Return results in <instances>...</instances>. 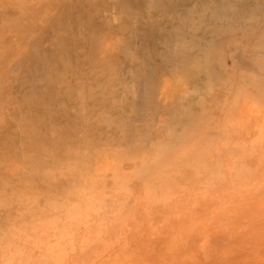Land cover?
Listing matches in <instances>:
<instances>
[{"label": "bare ground", "instance_id": "bare-ground-1", "mask_svg": "<svg viewBox=\"0 0 264 264\" xmlns=\"http://www.w3.org/2000/svg\"><path fill=\"white\" fill-rule=\"evenodd\" d=\"M256 114L264 0H0V264H205L246 239L205 230L261 183Z\"/></svg>", "mask_w": 264, "mask_h": 264}, {"label": "rangeland", "instance_id": "rangeland-1", "mask_svg": "<svg viewBox=\"0 0 264 264\" xmlns=\"http://www.w3.org/2000/svg\"><path fill=\"white\" fill-rule=\"evenodd\" d=\"M178 89H180V87H178ZM168 98H170V96H169ZM255 112H256V111H255ZM255 116L258 117L259 120H260V118H262V117L264 118L263 115H262V116H260V115L257 116V114H256ZM259 120H258L257 122H259ZM259 125H260V124H259ZM259 125H255V127H254V129H253V130H254V138H255V137L258 138V135H257V134H259V133L261 134V131H259V130L257 129L258 127H256V126H259ZM260 128H261V127H260ZM258 131H259V132H258ZM260 134H259V136H260ZM254 140H256V138H255ZM257 140H258V139H257ZM262 168H264V167H262ZM262 168H261L260 171H261V173L264 175V172H263V169H262ZM259 173H260V172H259ZM259 173H258L257 176L259 177L258 180L261 181V183H260L261 186H260V185H254L253 190H252V189L250 190L249 186H251V188H252V186H253V184H252V182H253V178H252L251 181L248 179L250 182H248V180H247V182H246V180H241V182H240V180H239L240 184L242 183V181H245V182L241 185V186H242V187H241V189H242L241 192L243 191V188H244V189H245V188H249V189H245V190H244V193H243V192H242V193H240V192L238 193V195L240 194L241 196H242V195L245 196V191L248 190V191H247V194H246V197H245V199L247 200V199L252 198V196H253L252 194H254V191H255L256 189H258V186H260V188H259L257 191H255V192L259 193V195H260V193H261V195L259 196V200H258V198H256V197H257V195H255L256 193H255L254 196H253V197H255L256 199H255V198H252L253 200L255 199V201H256V202H254V203H253V201L251 202L250 200H247V201H246V200L244 199L243 196H242L243 198H240V199H243V202H241L242 200L238 199L240 195L238 196L237 199H234V197H237V194L233 195V196H234V197H233V200H232V198H230V200H228V199H229V196H230V197H232V196H231V195H228L227 193H229V191H231V193H229V194H232V192H233V194H234L235 191H236V190L239 191L240 188L237 189V188H233V187H232L233 190L224 189V191H223L222 193H224V195H225V194L228 195V196L226 195V197L224 196L225 199H226V201H227L228 203L225 202V199H224L223 196L221 195V207H222V208L220 207L221 210H220V213H219V216H218L219 221H217V222L215 221V222L209 224L210 226L208 225V226L206 227V230H205V231H206L205 234H207V231H208L209 233H213V235H215L216 233H218V234L220 235V230L223 229L221 232H224L223 234L225 235L224 238H226V240H227V237H230V236L235 235L236 232H237V233H241L242 231L246 230L245 233H247V234H245L244 232L242 233L243 235L240 234V235H242V237H240L241 239H242V238L245 239V237H243V236H246V239H245L244 241H243V240H242V241H241V240H239V241H228V240H227V241H225L224 243H223V241H221V242H219V244H218V243H215V244H214V243L211 241V242L215 245V246H214V245L212 244L213 247L216 248L217 245H218V247H219V248L217 247V249L214 250V248H212V246H211V248L213 249V251H215V252H209V253H207V255L213 253V254H211V255H213V256L208 255V257H211V259H210V258H205L206 255H205L204 257L201 256V253H202V251H201L202 249H201V248H202V244H203V242H204V245H203V248H204V249H203V250H205V247H204V246L206 245V244H205L206 241H205L204 238H203L204 240L200 239V240H198V241H191V242H190V241H179V242H181L182 244H187V242H188L189 246H190V244L192 243V244H191V245H192L191 247H193V246L196 247V249L193 247V248H194L193 251H195V250H197V251L199 250V251H198V252L195 251V254H194V253L192 252V249L187 250L188 248L186 249V248H182V247H181L180 250H178V251H180V252H178V255H179V253H180L181 255H183L182 253H183L184 251H182V250H185V249H186L185 253L188 251V252H189V255L187 256L188 252L186 253V255H185V253H184V255L187 257V258L184 257V260H185V261H186V260H190V259L192 260V258H193L192 256H194V259H195V260H196L197 257L201 256V257H199V259L197 258V260L202 261V258H203L204 262L202 261V263H205V264H209V262H210L209 260H211L212 263L214 262V260H215V261L218 260V262H217L218 264H219V262H221L220 264H264V241H246L249 237H252V236H253V238H255V239L262 238V237H261V234H262V232L264 231V228H263V227H261V228H263V231H262V229H261L260 227H258V225H259V224H262V223H259V224L257 223V221L259 222V219H260V221L263 220V219L261 220V216L263 217V215H264L263 213L261 214V212H264V210L261 211L262 209H261V204H260L261 202H264V201H260V197H263V196H264V191H263V189H264V181H262V180H264V178H263L264 176H262V175L260 176L261 173H260V174H259ZM255 177H256V176H255ZM255 177H254V180H255L256 183H255V182H253V183H254V184H258L257 181H256L257 178H255ZM262 178H263V179H262ZM236 182H238V181H236ZM239 182H238V183H239ZM258 182H259V181H258ZM238 183H237V185H236V183H235L236 187H240V186H238ZM255 186H256V187H255ZM234 187H235V186H234ZM234 189H235V191H234ZM261 189H262V190H261ZM227 190H228V191H227ZM226 191H227V192H226ZM259 191H260V192H259ZM261 191H262V192H261ZM225 192H226V193H225ZM251 192H252V193H251ZM250 193H251V194H250ZM251 195H252V196H251ZM241 196H240V197H241ZM222 198H223V200H224V203H223ZM252 199H251V200H252ZM235 200H236V202H235ZM238 200H240V201H239L240 204L237 202ZM244 200H245V201H244ZM257 200H258V201H257ZM261 200H263V198H261ZM230 201H231V202L233 201V203H231ZM248 201H249V203H247ZM234 202H235V203H234ZM245 202H246V203H245ZM257 202H258V203H257ZM236 203H238V204H236ZM252 203H253V205H252ZM229 204H230V206H229ZM246 204L248 205L249 208H248V207L245 208V207H246ZM249 204H250V205H249ZM258 204H259V205H258ZM241 205H242V206H241ZM243 205H244V206H243ZM262 205H264V203H262ZM168 206H169V205H168ZM223 206H224V207H223ZM251 206H252V208L258 209L256 214H255V212L253 213L254 209H253L252 211H250V210L252 209ZM253 206H254V207H253ZM170 207H171V205H170ZM231 207H232V209H231ZM233 207H235L236 209L233 208ZM173 208H174V205H173ZM229 208H230L231 210H230ZM239 208H244V209H246V210H245L246 212H244V211L242 210V211H243L242 213H243V214L245 213L244 215H250V217H247V218H249L250 220H253V221H254V217H253V215L255 214V217H256V218H255V221L257 220V221H256V223H257V227H255V226H256V225H254L255 223L252 224L253 221H251L250 224H251L252 227L248 228L250 224H247V225H246L245 222H246V221L249 222V220H247L246 216H245V218H244V216H243V218H242V217H241L242 215H240V219L242 218V222H241V221H238V220H239ZM262 208H264V206H263ZM225 209H226V211H228V213L224 212ZM259 210H260V211H259ZM222 211H223V214H222ZM249 211H250V212H249ZM255 211H256V210H255ZM258 211L260 212V214H259L258 217H257ZM237 212H238V214H237ZM240 212H241V211H240ZM248 212H249V214H248ZM235 213H236V216H235ZM242 213H241V214H242ZM224 214H225L226 216H227V215H228V216L230 215V217H231L232 214H233V216L231 217V218H233V219H231V220L229 221L230 218L226 219L227 217H226ZM221 215H222V216H221ZM223 215H224V216H223ZM251 216H252V218H251ZM234 217H235V218H234ZM218 218H217V219H218ZM224 218H225V220H224ZM236 219H238V220H236ZM222 220H224L225 222L222 221ZM232 220H233V221L235 220V221H234L235 224H234V222H233L234 225H233V224H230V225L227 224V223L231 222ZM221 221H222V224H221ZM227 221H228V222H227ZM237 221H238V223H237ZM153 223H154V222H153ZM224 223H225V225L222 226V227H224V228H221V227H220V224L223 225ZM242 223H243V224H242ZM244 223H245V225H244ZM212 224H215V225H213V226H217V227H211ZM226 224L229 225V226H227ZM153 225H155V224H153ZM193 225H196V224H193ZM262 225H264V224H262ZM225 226H227L228 229H225ZM254 227H255L256 229H258V230H257V233H258V231L261 229V234H260V236H258V234H257L258 237L255 235L256 233H254V232H255L256 229H255ZM207 228H208V229H207ZM212 228H213V230H214L213 232H212ZM214 228H216V229H214ZM220 228H221V229H220ZM247 228H248L249 230H248ZM252 228H254V229L252 230ZM259 228H260V229H259ZM217 229H218V230L220 229V230L218 231ZM215 230H216V231H215ZM247 230H248V231H247ZM251 230H252V231H251ZM217 231H218V232H217ZM249 231H251V233H250L251 235L248 233ZM215 232H216V233H215ZM253 234L255 235V237H254ZM211 235H212V234H211ZM216 235H217V234H216ZM221 235H222V234H221ZM206 236H210V235L207 234ZM222 236H223V235H222ZM240 238H238V239H240ZM258 240H259V239H258ZM18 242H19V241H18ZM20 242H23V241H20ZM24 242H25V241H24ZM26 242H27V241H26ZM28 242H29V241H28ZM30 242H32V241H30ZM62 242H67V241H62ZM76 242H79V241H76ZM81 242H83V241H81ZM81 242H80V243H81ZM87 242L89 243V241H87ZM87 242L85 241V242H83V243L87 244ZM93 242H95V241H93ZM96 242H97V241H96ZM129 242H133V243H134V241H129ZM137 242H138V241H136V243H137ZM142 242H143V244H150V243L153 244V243H154L153 245H155V244H156V245L159 244L158 246H161V244H163L164 241H159V242H158V241H156V242H155V241H152V242L150 241L149 243H148V241H146V242H145V241H142ZM157 242H158V243H157ZM165 242H166V243H164L163 245H171L172 243L174 244V241H172V243H171L170 241H169V242H168V241H165ZM167 242H168V243H167ZM175 242H177V241H175ZM189 242H190V243H189ZM140 243H141V241H140L138 244H140ZM169 243H170V244H169ZM220 244H221V245H220ZM235 244H236V245H235ZM174 245H175V244H174ZM220 246H221V247H220ZM233 246H234V247H233ZM235 246H236V249H235ZM191 247H189V248H191ZM226 247H227V249H226ZM232 247H233V248H232ZM161 248H165V247L161 246ZM224 248H225L226 250H228L227 253H228L229 255L231 254V253H229L230 250H231L232 252H233V250L236 251L235 255H234V253H232V254H233V257H232V256H229L230 260H228L229 258H228V256H227L228 254L226 253V250H225V253L223 252V251H224V250H223ZM231 248H232V249H231ZM156 249H160V247H159V248H156ZM168 249H169V248H168ZM172 249H173V248H172ZM200 249H201V250H200ZM220 249H221V250H220ZM164 250H165V251H164ZM166 250H167V249H161V250H159V251H155V250H154V252H152L151 254L148 253L149 256H148V255H145V257H144V256H140V257H142V260L140 261L139 264H141V262H142V264H143V258H145L144 261L146 260V261L144 262V264H148V262H150V261H151L150 263H152V264L155 263V262H157V264H160L159 259L161 258V255H162V258H163V259H165V258L168 259V260L165 259L164 262L170 260V262H165V263L161 262V263H163V264H170V263H173L174 260H172V259H175V258H176V255H175L176 253H175L174 251H173L174 253L171 252L172 250L169 249V250H168V251H169L168 253L171 252L172 254L170 253V256H169V257H166V255H168V253L166 252ZM170 250H171V251H170ZM218 250H220V252H219ZM161 251H163V252H161ZM181 251H182V252H181ZM211 251H212V250H211ZM216 251H217V252H216ZM235 251H234V252H235ZM159 252H161V253L159 254ZM165 252H166L167 254H166ZM199 252H201V253H199ZM191 253H192V255H191ZM215 253H216V254H215ZM223 253H224L225 255H223ZM91 254H92V253H91ZM152 254H153V255H152ZM163 254H165V255H164L165 258H164V256H163ZM203 254H206V253L203 252ZM203 254H202V255H203ZM214 254H215V255H214ZM217 254L219 255V257H218ZM226 254H227V255H226ZM93 255H95V254H92L91 257H89V256H88V257H89V258H92ZM150 255H151V256H150ZM156 255H158V256H156ZM159 255H160V257H159ZM184 255H183V256H184ZM196 255H197V256H196ZM220 255H221V256H220ZM222 255H223V257H226V256H227L226 258H228V259L226 260L225 258L222 257ZM152 256H153V259L150 258V257H152ZM179 256H180V255H179ZM179 256H178V257H179ZM190 256H191L192 258H191ZM65 257H66V256H65ZM65 257H64L63 260H62L63 262L70 258V257H67V258H65ZM88 257H87V259H85V260H89ZM154 257H155V258H154ZM157 257H158V259H157ZM189 257H190V258H189ZM206 257H207V256H206ZM217 257H218V259H217ZM147 258H148V259L150 258V259L147 260ZM162 258H161V260H163ZM170 258H171V259H170ZM212 258L214 259L213 261H212ZM221 258H222V259H221ZM65 259H66V260H65ZM118 259H121V258H118ZM180 259H181V260H180ZM180 259L177 258L178 263H179V262H180V263L183 262V258L181 257ZM207 259H209V260L206 262ZM216 259H217V260H216ZM219 259H221V261H219ZM74 260L76 261V257H74V259H73V258H70L69 261L72 262V261H74ZM223 260H225V261H223ZM75 261H74V262H75ZM153 261H154V262H153ZM227 261H228L229 263H227ZM28 262H29V261H28ZM158 262H159V263H158ZM176 262H177V261H176ZM211 262H210V263H211ZM212 263H211V264H212ZM116 264H118V262H116Z\"/></svg>", "mask_w": 264, "mask_h": 264}]
</instances>
